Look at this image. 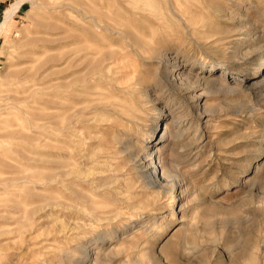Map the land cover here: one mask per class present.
Segmentation results:
<instances>
[{"label": "rangeland", "instance_id": "374dc122", "mask_svg": "<svg viewBox=\"0 0 264 264\" xmlns=\"http://www.w3.org/2000/svg\"><path fill=\"white\" fill-rule=\"evenodd\" d=\"M151 1L159 18L136 24L106 0H33L0 34V108L23 95L27 113L5 116L24 133L0 147V264H264V0ZM127 150L169 182L146 187Z\"/></svg>", "mask_w": 264, "mask_h": 264}, {"label": "bare ground", "instance_id": "6f19581e", "mask_svg": "<svg viewBox=\"0 0 264 264\" xmlns=\"http://www.w3.org/2000/svg\"><path fill=\"white\" fill-rule=\"evenodd\" d=\"M30 1H33V0H14L12 4H10L7 8H5L3 10L2 15H1L2 19L0 21V34L4 31V29L7 26V23L10 21L13 14L19 9V7L22 4L30 2ZM103 3H105V2H103ZM58 4L59 5L53 6L52 8L58 9V11H59L60 9L66 8V6L68 5V3H66V4L65 3H58ZM78 6L79 7L75 9V13L78 15L79 22H83V20L85 18L84 14L81 10V8L83 7V4L81 2H79ZM104 6H106L107 8H109L111 10H113L115 8L119 12L121 11V13L126 14L128 16V18L133 20L136 24H139V23L144 22V21H148V22L149 21H156L160 16L159 12L161 10V7L158 5H155V3L151 0H110V1L106 0V3ZM87 12H88L87 15H88L89 20L91 21L93 27L97 30H102V31L104 30L106 32H109L111 35L118 36L120 39L121 38L128 39L129 34H131L130 37H133V38H139L140 37V35H137L136 33L131 32L129 29V26L124 21H121V20L116 19V18H102L101 19L100 15L98 14V10L95 7L94 8L88 7ZM52 28L53 29H57V28L59 29L61 27H60V25L59 26L54 25V27H52ZM57 39L59 41H60V39L64 40V37L60 36ZM53 41H55V40H53ZM143 53H145V52H143ZM53 55L55 56V54H53ZM151 55H152V53H151ZM156 57L163 58V65H162L163 67L167 66L169 64H173V62L175 60L174 58H172V56L170 58H168V57H166V55L163 56L161 53H159ZM59 58H60V56H59ZM61 58H62V56H61ZM44 64H45V61L42 62L40 64V66H38V67L44 66ZM164 68H166V67H164ZM37 71H38V68H36L34 72L33 71L26 72L25 74H23L21 76L20 81H27V79L34 78ZM165 73H166V71H165ZM261 73H262V75H264V69L262 70ZM257 77H254V78H257ZM91 78L93 79L94 77H91ZM176 78H178V74L174 77L173 74L166 73L165 76L164 75L159 76V82H161L162 80H163V82H165V80H166L167 83L170 84L172 87L173 86L177 87V86L183 85V84H181V82L176 83L175 82ZM75 79L76 78L50 79V81H51L50 87L52 89H56L58 87L59 88H67L70 85L69 82L71 80L73 81ZM194 80H195V82H201V80H202V83L204 82L203 86H204V84L209 83V81L204 79L203 75H200V74H196L194 76ZM213 81L219 82V78L218 79L216 78ZM174 82L176 84H174ZM188 84H191V83H188ZM188 84H186V85H188ZM257 84H260V83L256 82V81L253 82V85H257ZM14 99H15V102L13 101ZM22 102H25V97L23 95L15 96V98H13V97H11V95H9L7 101L5 103H3V105L0 108V147L3 146V142L5 141V139H10L13 141L17 137L22 136L24 133V132L22 133V129L18 130L15 126H11V125L8 126L6 119H5V116L11 115V112H13L15 110L21 112L22 115H24V117L26 118L27 113H26L25 109L19 105ZM171 118H172L171 120H174L177 122V119H175V118L173 119L172 116H171ZM26 121L28 122V124H30V126H32V124L29 122L28 119ZM155 128H156V126H153V128L149 131L150 135L155 131ZM28 130H31V128H29ZM164 130H165V132L163 134L161 133L159 135L158 142H155V146L159 145V143H162L167 139L166 137L168 135V128L165 127ZM159 133H160V131H159ZM178 135H180V134H178ZM149 142H152V140ZM160 147H161L160 149H163L165 146L162 145ZM154 149H155V152L159 151V150H157L158 149L157 147H155ZM16 153H17V150H16ZM134 153H136V152H132V150H127V152L124 154V157H126L125 159L127 162H132L131 163L132 164L131 169L133 171H135V175H137V177L142 180V183L146 187H152V188L159 187L160 188L162 186L163 182L164 183L169 182L168 178H170V177H169V174L166 172V167H165L167 164L166 162H163L161 159H159L158 156H155V155H150V157H147V156L142 154L139 157L138 155L135 156ZM173 155L174 154H172V156ZM174 201H175V199L173 197H171V203H173ZM56 204L58 206H61V207L63 206V204L60 201H58ZM94 264H100V259L98 257H96L94 259Z\"/></svg>", "mask_w": 264, "mask_h": 264}, {"label": "crops", "instance_id": "0c3cea01", "mask_svg": "<svg viewBox=\"0 0 264 264\" xmlns=\"http://www.w3.org/2000/svg\"><path fill=\"white\" fill-rule=\"evenodd\" d=\"M2 1H5V0H0V2H2Z\"/></svg>", "mask_w": 264, "mask_h": 264}]
</instances>
